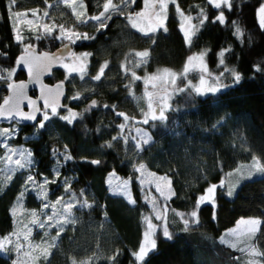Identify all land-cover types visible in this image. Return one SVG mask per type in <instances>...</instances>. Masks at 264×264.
Returning a JSON list of instances; mask_svg holds the SVG:
<instances>
[{"label": "trees", "instance_id": "trees-1", "mask_svg": "<svg viewBox=\"0 0 264 264\" xmlns=\"http://www.w3.org/2000/svg\"><path fill=\"white\" fill-rule=\"evenodd\" d=\"M50 1L58 0H17L9 9V0H0V68L15 67L18 54L24 50L23 42L15 37L13 13ZM177 1L198 22L191 45L173 4L163 27L154 28V32L133 27L129 13L110 7L107 27L98 31L100 24L88 19L90 38L74 43L76 49L90 52L88 73L79 77L80 87L71 93L73 84L65 82L67 96L47 120L39 113L26 123L14 121L20 127L16 140L31 147L40 174L53 173L51 168L58 161L52 152L54 146H67L70 153L58 165L50 186L54 193L75 199L72 217L40 264H242L238 250L217 237L240 215L248 214L261 217L256 244L264 258V174L243 180L233 196L218 187L215 201L198 206L199 222L192 227L184 226L177 213L170 211L173 234L158 237L156 248L150 249L143 261L133 256L150 208L121 143L125 129L120 105L135 98L133 92L141 91L139 80L125 68L128 64L124 65L130 51L148 49L147 60L137 69L144 73L163 65L182 67L191 47L207 48L208 62L217 72L221 68L219 54L224 50V62L240 76L239 81L234 75L227 76L222 79L227 83L224 88L204 95L182 89L172 98L163 118L155 116L145 123L152 139L138 156L149 167L170 176L175 193L167 202L172 209L193 208L198 196L240 160L258 154L264 162V25L257 12L261 0H231L230 10L225 5L216 8L209 0ZM84 2L87 14L94 16L104 11L107 0ZM142 4L143 0H135L129 7ZM221 12L224 21L213 22ZM62 15L59 19L65 21L67 16ZM204 17L207 19L201 24ZM36 36L26 28L25 41L37 39L41 48L60 45L49 31ZM103 63L106 66L96 79ZM64 72L58 67L47 79H62ZM24 76L21 68L13 77L0 74V102L7 99L10 82ZM51 106H45L46 110ZM68 113L76 114L71 123L62 119ZM110 170L130 177L133 201L109 191L105 179ZM22 185L23 175L17 173L0 187V235L14 227L12 207ZM27 203L39 204L33 196ZM13 256L12 251L0 252V264H14Z\"/></svg>", "mask_w": 264, "mask_h": 264}, {"label": "rangeland", "instance_id": "rangeland-1", "mask_svg": "<svg viewBox=\"0 0 264 264\" xmlns=\"http://www.w3.org/2000/svg\"><path fill=\"white\" fill-rule=\"evenodd\" d=\"M215 2H219V0H213V3ZM129 3L131 5L129 0H111V5L120 9L121 12L129 13L131 24H135V27L142 31H148L149 28L154 29L161 24L163 25L169 12L170 4H173L185 37L187 33L192 39L193 34L196 32L198 22L194 18L195 16L187 13L178 4L177 0H174V3L172 0H164L167 7L163 15L160 14L158 0H147V3L143 0V4L135 9H131ZM154 4L156 5L155 8L153 7ZM262 4H264V0H261L257 8L260 20L259 9ZM15 12L21 13L20 16H15V37L23 42L24 50L28 44H35L39 49H51L41 48L37 43V39L32 42L24 40L26 28H31L37 38L44 31H47L45 26L51 28V33L60 40V45L68 43L73 47L74 54H67L61 57L55 69L59 67L63 69V72L65 71V76L61 80L72 83L71 93L72 91L74 93L80 87L79 79L87 75L90 62V52L88 50L75 48L74 43L82 38L77 39L75 35H72L71 39L68 38L71 33L83 36L89 31L87 20L91 16L86 12L84 0L50 1L42 5L20 8ZM45 13L47 14L45 15ZM62 13L67 16H65V21L59 19L63 16ZM96 22L101 24V21ZM61 26H63V35H61ZM18 37H22V39H18ZM186 40L191 45L187 38ZM207 51V48L204 47H191L182 67L175 68L163 65L144 73H139L137 69L145 63L147 55L141 56L138 54L148 53V49L137 48L132 50L129 52L127 59L124 60V65L125 63L128 64L125 68L132 73V76L137 79L136 81L139 80L137 83L140 84L141 91L133 92L132 95L135 98L128 99L126 103L120 105L119 112L124 114L122 127L125 129L122 128L124 132L121 133V143L123 142L128 156L131 158V167L135 170L139 187L150 208L147 224L137 252L142 244L149 248L151 241L154 240L157 244L158 237L164 236L163 231L165 228L169 236L173 234V228L169 223L170 211L177 213L184 226L192 227L199 222L197 209L201 204L198 203L201 197L204 198V202L215 201L217 188L221 184H223L227 195L231 192L229 196H233L243 180L264 174V171L261 170L264 169V162L258 154H254L248 159L240 160L219 181L211 183L198 196L196 205L193 208L172 209L167 202L168 198L175 193L170 176L149 167L138 156L142 147L152 139V135L145 126L144 121L153 118V116L160 117L161 111H163L164 115L167 108L171 105L172 98L178 91L191 88L196 92V89L200 88L201 92L198 94L202 95L211 93L208 91L210 88H216L218 91L227 85L226 81L224 82L222 79L233 75V71L236 72L233 66L227 65L225 62L223 64L219 63L221 68L214 72L208 62ZM201 53H204L202 59L200 58ZM189 57L194 59L190 61ZM104 66L105 64L103 63L96 76L101 74V68H104ZM17 68H19L17 64L15 67L8 69L0 68V74L6 73L13 77ZM92 75L95 76V74ZM67 78L69 79L67 80ZM133 90L135 89L133 88ZM51 105L47 110L46 105H41L39 113H41L43 118L45 113H47V116L52 115L53 108L57 112V104ZM68 116L72 118V114L68 113ZM19 129L20 127L16 122L0 123V187L5 185L15 174L21 173L23 175L22 188L12 207L14 227L7 233L0 235V252L12 251L14 253V264H40L41 259L51 250L64 224L72 217V207L75 199L69 195L54 193V189L51 190L53 187L50 186V181L55 180L58 165L66 161L70 157V153L67 151L69 150L67 146L66 148L54 146L52 152L57 155L58 161L51 168L53 173L40 174L36 171L31 147L16 140ZM29 176L32 177L31 181L28 180ZM68 180L65 179V182ZM105 181L110 192L124 195L127 199L133 201L129 176L110 170L106 174ZM212 185H216L215 191L208 193L207 190ZM30 196L37 199L39 204L36 206L29 205L27 198ZM193 212H196V216L191 215ZM157 217L160 218L157 219ZM253 220L259 221V225L249 223V221ZM185 221H187V224H185ZM260 222L261 217L258 215H240L217 238L238 250L237 256L241 258L242 264H264L261 250L256 244L258 230L255 231L254 235L250 236V229H259ZM41 224H43V227L40 226ZM146 232L149 233L148 238L145 237ZM253 248L261 255H254L251 251Z\"/></svg>", "mask_w": 264, "mask_h": 264}, {"label": "water", "instance_id": "water-1", "mask_svg": "<svg viewBox=\"0 0 264 264\" xmlns=\"http://www.w3.org/2000/svg\"><path fill=\"white\" fill-rule=\"evenodd\" d=\"M67 54H74L68 43L54 49H39L35 44H28L18 54L16 64L25 76L10 82L12 87L8 88L7 99L0 102V123H26L34 120L26 118L28 116L37 118L41 105L63 103L67 96L66 83L61 79L49 81L47 77L58 60Z\"/></svg>", "mask_w": 264, "mask_h": 264}, {"label": "snow or ice", "instance_id": "snow-or-ice-1", "mask_svg": "<svg viewBox=\"0 0 264 264\" xmlns=\"http://www.w3.org/2000/svg\"><path fill=\"white\" fill-rule=\"evenodd\" d=\"M16 2H17V0H9V3L6 4V7L9 8V9H11L12 7H15ZM129 2L134 3L135 0H129ZM172 2L174 3V0H172ZM209 2L212 3L213 0H209ZM145 3H147V0H145ZM221 4H223V5H225L226 7H228L229 10H230L231 7H232L231 0H219V2H215V3H214V6H215L216 8H220V7H221ZM158 5H159V9H160V14L163 15L164 10L166 9L167 5L164 3V0H158ZM110 7H115V6H112V5H111V0H108V2L104 3V5H103L104 11L100 12L99 15H94V16H91V17H90V19H92V20L101 21L100 28L98 29V31L101 30V29H103V28H105V27H107V24L105 23V20H106V19H110L111 17H110V16H106V13L109 11V8H110ZM153 7L155 8L156 5L154 4ZM259 13L261 14V24L264 25V4L261 5V7H260V9H259ZM46 14H47V13H45V15H46ZM13 15H14V16H20L21 13L15 12V13H13ZM25 15H26V13H25ZM129 19H131V17H129ZM206 19H207V17H204V19H202V20L200 21V23L203 24V23H204V20H206ZM217 21H219V22H223V21H224V15H223V12H221V14L218 15V16L216 17V19H215L213 22H217ZM135 26H136V25L133 24V27H135ZM159 26H160V27H163L162 24L159 25ZM45 27H46L47 31L51 32V28H48L47 26H45ZM148 31H150V32H154L155 29L149 28ZM63 34H64L63 26H61V35H63ZM72 35H75L77 39H81V38H83V39H89V38H90V37H88L87 34H84L83 36H81L80 34H75V33H71V34H69L68 38L71 39V38H72ZM186 38L188 39V41H189V43H190V42H191V36H189V35L186 33ZM18 39H22V37H18ZM138 55L146 56L147 53H139ZM203 55H204V53H201V54H200V58H201V59H202ZM219 55H220V57H221L220 63L223 64L224 61H223L222 57H223L224 53L221 52ZM192 59H194V58H193V57H189V60H190V61H191ZM105 66H106V65H105ZM102 72H103V67L101 68V74H102ZM232 74L235 76L236 80L239 81V79H240L239 74L235 73L234 71H233ZM99 78H100L99 76L96 77V79H99ZM9 87L11 88L12 85H9ZM208 91H210V92H216L217 89H216V88H210V89H208ZM196 92H197V93L201 92V89H200V88H197V89H196ZM76 98H77V97H74V99H76ZM6 103H7V101H6ZM95 103H96V102L93 101V105H95ZM46 107H47V105H46ZM52 111H53V114L56 113V109H55V108H53ZM69 111H70V110H69ZM75 115H76V114H72V118H75ZM160 117L163 118V111H161V113H160ZM26 118H28V119H35V117H33V116H28V117H26ZM72 118H70L69 116H64V117H62V119L68 121L69 123H71V119H72ZM155 118H156V117L153 116V119H155ZM44 119H45V120L48 119L47 113H45V115H44ZM144 122L147 123V120H145ZM41 127H43V125H41ZM5 131H6V130H5ZM17 163H19V162L17 161ZM92 163H100V162H99V161H93ZM261 170L264 171V169H261ZM28 180L31 181V180H32V177L29 176V177H28ZM221 187H223V184H221ZM215 188H216V185H212V186L207 190L208 193H213V192L215 191ZM229 195H231V192H229ZM203 202H204V198L201 197V199H200V201H199L198 203H203ZM45 207H47V205H45ZM191 215H192V216H196V212L191 213ZM159 218H160V217H157V219H159ZM249 223L252 224V225H257V226L259 225V221H255V220H253V221H249ZM185 224H187V221H185ZM40 226L43 227V224H41ZM256 230H258V229H250V236H251V235H254ZM163 235H164V237H169V233H168V231H167L166 228H165L164 231H163ZM145 237L148 238V237H149V233L146 232V233H145ZM233 246H235V245H233ZM155 248H156V243H155V241L153 240V241H151L150 248L142 244V245L140 246L139 251L133 253V256L136 258V260L143 261V260L145 259V257L148 255L150 249H155ZM251 251H252V253H253L254 255H261V253H259V252H258L256 249H254V248H253ZM113 259H115V258H113Z\"/></svg>", "mask_w": 264, "mask_h": 264}]
</instances>
